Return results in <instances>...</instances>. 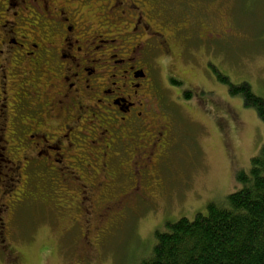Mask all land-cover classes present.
<instances>
[{
	"label": "flooded vegetation",
	"instance_id": "obj_1",
	"mask_svg": "<svg viewBox=\"0 0 264 264\" xmlns=\"http://www.w3.org/2000/svg\"><path fill=\"white\" fill-rule=\"evenodd\" d=\"M190 1L0 0V245L15 241L19 204L48 195L96 256L108 230L162 194L156 167L175 125L156 52L184 83L176 67L185 52H214L227 28Z\"/></svg>",
	"mask_w": 264,
	"mask_h": 264
},
{
	"label": "rangeland",
	"instance_id": "obj_2",
	"mask_svg": "<svg viewBox=\"0 0 264 264\" xmlns=\"http://www.w3.org/2000/svg\"><path fill=\"white\" fill-rule=\"evenodd\" d=\"M190 4L199 13L216 16L215 21L227 28L214 52L204 46L185 52L176 67L185 80L179 85H173L164 54L156 52L154 73L166 99L165 111L175 125L171 151L156 167L162 194L137 203L135 216L129 215L123 229L108 230L96 246V256L82 244L89 236L72 224V214L59 207L56 198L27 197L14 215L13 245H0V264H138L151 253L155 230L164 228L166 219H193L197 212L207 211L209 202H219L241 186L236 174L249 171L251 159L264 145V122L241 93L230 92L228 85L210 76L206 65L214 60L232 84L247 81L264 97V0H191ZM197 83L205 93L186 99L187 86ZM126 216L125 212L120 222Z\"/></svg>",
	"mask_w": 264,
	"mask_h": 264
},
{
	"label": "trees",
	"instance_id": "obj_3",
	"mask_svg": "<svg viewBox=\"0 0 264 264\" xmlns=\"http://www.w3.org/2000/svg\"><path fill=\"white\" fill-rule=\"evenodd\" d=\"M213 72L230 92L241 93L264 122L263 96L247 81L232 84L218 67ZM236 176L241 186L221 201L209 202L206 212H197L193 219L174 221L176 216H171L164 228H157L151 253L138 264H264V145L251 159L249 171Z\"/></svg>",
	"mask_w": 264,
	"mask_h": 264
}]
</instances>
